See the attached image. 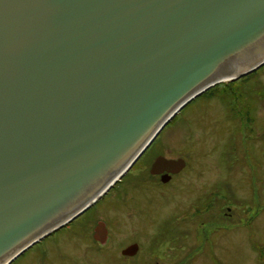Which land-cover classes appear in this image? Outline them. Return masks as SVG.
Wrapping results in <instances>:
<instances>
[{
    "label": "water",
    "instance_id": "95a60500",
    "mask_svg": "<svg viewBox=\"0 0 264 264\" xmlns=\"http://www.w3.org/2000/svg\"><path fill=\"white\" fill-rule=\"evenodd\" d=\"M263 65L264 0H0V264L106 193L195 97Z\"/></svg>",
    "mask_w": 264,
    "mask_h": 264
},
{
    "label": "flooded vegetation",
    "instance_id": "af4514ba",
    "mask_svg": "<svg viewBox=\"0 0 264 264\" xmlns=\"http://www.w3.org/2000/svg\"><path fill=\"white\" fill-rule=\"evenodd\" d=\"M259 72L217 82L204 91L206 100L187 118L188 151H178L174 139L147 157L137 176L128 181L132 167L147 155L149 147L93 204L27 248L24 253L32 252L21 264H192L193 251L210 252L211 262L220 264L215 251L224 249L225 229L239 226L235 211L247 206L250 212L254 207L243 225L259 230L263 226L256 217L264 212V188L254 186L251 201H243L235 188L241 156L249 158L256 152L261 162L251 172L264 174V81L250 75ZM238 93L242 106L225 102ZM166 146L178 154L168 153ZM159 156L184 159L186 165L177 172L152 173ZM225 159L228 167L223 164ZM114 212L136 223V229H115L119 221L113 220ZM257 232L253 238L259 244L252 248L263 251L264 242L256 237ZM133 245H137L136 252L130 249Z\"/></svg>",
    "mask_w": 264,
    "mask_h": 264
},
{
    "label": "rangeland",
    "instance_id": "374dc122",
    "mask_svg": "<svg viewBox=\"0 0 264 264\" xmlns=\"http://www.w3.org/2000/svg\"><path fill=\"white\" fill-rule=\"evenodd\" d=\"M259 74H250L254 78H258L259 80L262 79L264 81V65L260 68H258ZM255 70V71H257ZM254 72V71H253ZM260 77H257V76ZM258 86V85H257ZM259 87V86H258ZM241 93H238L233 99L226 100L225 102H238L240 103V106L243 104V100L239 97ZM207 96L206 94L202 93L195 97L192 101H190L188 104H186L180 112L174 117L173 121H171L159 134V138L156 139L150 148L148 149V153L146 156L142 157L141 160H139L133 167H132V174H129L130 177L129 180H132V177L137 176V173H139V170L141 166L146 161L147 157L151 156L152 154H155L157 151H160L165 145H170L169 143L172 142L174 139L177 140L175 145L178 151L181 153H185L189 149V145L187 142H185L186 138V122L187 118L191 114L192 110L200 106L201 103L206 100ZM240 98V100H239ZM261 105L263 111H264V101ZM176 137V138H175ZM167 147V146H166ZM165 147V148H166ZM168 153H171L173 155L178 154L171 152V149H168ZM242 149V147H241ZM243 151V150H242ZM255 155V156H254ZM254 155H252L249 158L242 157L239 161V173L238 176H236L235 180V188L238 189L240 193V197L243 200L244 198H248L249 201H251V191L252 188L255 186L257 188H264V174L263 173H252L251 168L259 167L258 164L261 162L260 157H258L257 153L255 152ZM223 164L228 167V162L225 159ZM229 168H226V174L231 175L232 173H229ZM257 174V175H256ZM256 175V176H255ZM228 178V177H227ZM131 181V182H132ZM122 183V182H121ZM123 184V183H122ZM121 187V186H120ZM262 190V189H261ZM116 189L112 190V193H114ZM141 192V191H138ZM112 195V194H111ZM244 201V200H243ZM264 201V199H263ZM241 203V202H240ZM242 204V203H241ZM250 204V203H247ZM249 207L245 206L243 210H237L235 211V221H240V224L237 228L232 229L231 225H229V228L225 229L224 232V249H218V252L215 251V255L218 253L220 256V264H264V249L263 251H256L255 248H252V245H258L259 241H254L253 234L259 230V227L254 228L253 226H245V222L248 220V217L253 213L252 211L249 212ZM120 212H114L113 213V220L119 221V226L117 225L115 229L117 230H129L134 231L136 229V223H134L132 220L127 218H120L119 216ZM261 218V219H260ZM261 221L262 228L259 230V233L256 234V237H260V241L264 242V212L260 213L258 217H256V222L259 223ZM125 222V223H124ZM227 223V222H226ZM228 224V223H227ZM226 224V225H227ZM231 224V223H230ZM259 235V236H258ZM32 250H27L25 253L23 252V255H21L17 260L12 262V264H21L25 260H27L30 257ZM139 258H143V255H140ZM211 253L207 252L205 253H194L193 251V259L192 264H213L212 262Z\"/></svg>",
    "mask_w": 264,
    "mask_h": 264
}]
</instances>
